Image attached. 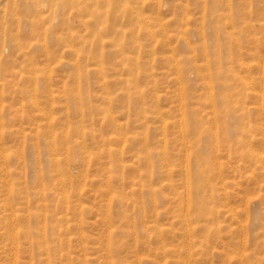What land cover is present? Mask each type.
I'll use <instances>...</instances> for the list:
<instances>
[{"label": "rangeland", "instance_id": "374dc122", "mask_svg": "<svg viewBox=\"0 0 264 264\" xmlns=\"http://www.w3.org/2000/svg\"><path fill=\"white\" fill-rule=\"evenodd\" d=\"M106 1L74 0L76 5H72L66 4L67 0H0V264H46L48 260L51 264H105L109 251L111 264H264V205L256 195L245 197L241 185L244 174L241 177L237 170L234 146L219 153L217 161L223 165L214 170L211 183L215 186L208 197L210 203L206 201L207 209L214 205L216 211L212 207L214 216L208 218H196L192 213L184 218L186 210L180 211L173 202L183 188L164 186L167 179L160 172L164 169L158 156L150 157L152 168L137 163L135 157L144 154L145 136L147 145L163 148V143L155 144L161 138L158 113L169 122V139L176 131L173 123L179 118L180 102L176 75L171 70L175 63L172 56L187 59L196 54L198 63L203 64L201 56L205 55L208 71H212L210 1ZM92 10L102 15L111 12L109 33L101 42H96L100 35L92 26ZM223 16L221 24L230 19L227 13ZM145 28L154 35L145 33ZM118 29L124 33H117ZM184 29L192 51L184 43ZM89 42L97 43V60L93 59L96 54L91 56L94 49L88 52ZM119 49L137 60L139 66L133 76L126 71L122 55L116 53ZM99 58L104 60L102 65L97 62ZM96 63L106 69L104 76L94 73ZM77 68L89 72L88 79L80 84L72 78ZM223 70L227 71L225 61ZM185 75L189 92H203L193 69L186 70ZM67 89L74 95L84 91L83 102L82 96L78 102L72 100ZM215 92L222 95L226 89L218 87ZM124 95L131 101H123ZM139 95L145 103L142 114V106L134 103ZM246 106L250 116L246 134L264 137V121L257 120L254 104L247 102ZM107 107L122 132L115 133L113 123L105 121L109 114L104 116L101 109ZM203 113L212 119L210 109H203ZM229 125L232 135L239 125L231 121ZM209 126L214 127L212 123ZM114 134L126 142L106 140ZM109 148L120 156L118 162L114 161L118 156L111 159L106 155ZM177 152L171 153L170 160L176 166L170 179L178 184L184 179V156ZM113 166L117 172L107 173L106 169ZM108 175L116 180L115 193L126 195L123 206L128 210L127 218L117 217L111 225L104 217L106 204L117 212L122 208L109 199L105 188ZM118 175L124 180L116 178ZM146 186L160 192L153 197ZM103 190L108 196L102 195ZM66 200L69 208L64 206ZM81 207L83 211L78 213ZM33 212L44 213L46 218L37 221L27 215ZM80 219L81 227L77 228ZM41 226L47 228L45 234L39 230ZM27 229L31 238L24 233ZM37 232L43 234L47 246L40 244L42 238ZM108 237L111 242L105 246ZM43 247L52 249L46 254ZM119 256L121 260H117Z\"/></svg>", "mask_w": 264, "mask_h": 264}, {"label": "bare ground", "instance_id": "6f19581e", "mask_svg": "<svg viewBox=\"0 0 264 264\" xmlns=\"http://www.w3.org/2000/svg\"><path fill=\"white\" fill-rule=\"evenodd\" d=\"M111 1L112 0H107L106 4H110ZM209 1H210L209 5L212 11L211 30L214 34L211 45L212 46L211 51L213 52V56L210 62L212 71L211 72L208 71V65L206 62L207 60L205 55L201 56V62L203 64L198 63L199 58H197L196 54H194L192 57H188L187 59H183V58L176 59L175 56H172V60L175 59V63L173 64L171 70L176 75L175 84L178 86L176 96L178 98V101L180 102L178 105L179 107L177 113L179 118L177 119V121L173 123L174 125H176V131L172 132L173 136L171 135L169 139L167 137L168 136L167 129L169 127L168 124L169 122L167 121L164 122L162 118L163 115L158 112H155V115L158 113L159 118H161L159 120L161 124L159 127H157V130L160 131L161 138L158 139L155 142V144L163 143V148L159 149L158 145L155 146L147 145L146 144V142L148 143L147 136H145L144 141L146 142H144L145 145L142 151V153L144 154L135 155L137 163L141 162L140 164H143L145 168H152L154 165L150 157L154 155L159 157L158 159L160 163L163 165L162 169H164L163 171L160 172L164 174L167 179L166 184L164 186L174 190L178 187L183 188V193H178V196L176 195L175 197H173L174 198L173 202H176V205L180 211H182L183 208L184 210H186L187 214L184 215V218L189 217L191 213L195 214L194 216H196V218L198 217L204 218L205 215H207L208 218V215L211 216L212 207L214 211H216L214 205L213 206L211 205L210 209H209L210 207L209 205L207 209L208 206L207 203L208 202L210 203L208 197H210L213 191V187L215 186V184L211 183V177L214 174V170L221 169L223 165L221 162L217 161V159L220 158L219 157L220 151L222 149L228 148L227 150L229 152L232 150L231 147L233 148V146H234L233 148L234 155L239 160V164L237 165V170L240 174H242L241 177H243L244 174L243 177L244 179L241 185H243L242 189L244 190L243 192H245V197L246 196L248 197V195L251 194H253L251 196L256 195L259 198L260 202L264 205V137L256 138L255 136L252 135L249 136L246 134V131L248 129L246 124L248 123L247 121H249L247 119H249L250 117L248 112L249 110L246 106L247 102H250L252 105L254 104L252 108L254 109L255 112H257L258 115L257 120L264 121V0H209ZM71 2L72 5H76L74 0H67L66 4H69ZM219 12H222V15H217ZM226 13L227 16L230 17V19L227 23L221 24L222 19L224 17L223 14ZM110 14L111 12L106 15H102L101 13L96 12V10H92L89 12V15L91 17L94 16V25L92 26L97 27V34L100 35L99 40H96V42H101L102 40L101 37L109 33L108 31L109 26L107 22H108V15ZM140 21L142 23H148L147 22L148 20L146 21V19L145 21L144 20H140ZM35 26H38V24H36ZM144 31L148 35H154V31L152 30L145 28ZM117 33L119 34L124 33V31H122V29L121 30L118 29ZM182 33H183L182 36L184 37L183 39L185 45L189 48L190 51H192V46H190V43L185 38V36L187 35V29L182 30ZM72 37L80 38L75 35H72ZM82 41L86 42L85 40ZM96 42H89L87 44L89 46V51H88L89 53L96 47L97 44ZM118 43H115L117 47L123 46L122 43L120 44ZM12 47H15V44L12 45ZM201 47H202L201 51L202 53H204L205 47L204 46ZM97 48L94 49L95 51L91 54V56L96 54ZM222 49H224L223 56L220 55ZM119 50L120 52L118 53L117 51L116 53L122 55L121 60L127 63L126 64L127 67L125 68L126 71L133 76L137 67L139 66L137 60L126 57L124 49L122 50L119 49ZM104 54L105 53L102 51L101 52L102 59L105 56ZM93 59L97 60L98 55L96 54L95 58ZM223 61L227 63V71L223 70ZM97 62L101 63L102 65L104 63V60H100L99 58V61ZM101 65L96 63L97 69H95V71L93 70L94 73L96 72L99 75V77L104 76V73L106 71V69H104V67H102ZM77 69L78 70L76 71L75 74H73L72 78L74 81L80 84L85 79H88L87 77L89 72L87 70H83L79 68ZM189 69H193L196 72V77L201 82L202 85L201 90L203 92H200L199 94L189 92V88H188L189 78L187 77V75H185V71ZM235 72H238L239 74L237 75L235 74L236 76H234L233 74ZM125 83L131 84L133 83V81H125ZM223 86L226 89L225 94L221 95L220 93L215 92L216 88L218 87L220 88ZM124 89H126V86ZM126 91L127 90H124V92ZM65 92L75 102L76 101L78 102L79 99H81L80 96H82L81 102H83L84 91L83 92L79 91L77 95H74L73 91L69 89L65 90ZM108 96L109 95H107V97ZM123 97H124L123 101H131L132 99L129 95L128 96L124 95ZM105 99L108 102H110L108 98ZM135 99L136 100L134 103H138L137 106H142L141 109L142 111H140V113L143 112V108L145 104L144 97L142 98V96L139 95ZM193 102H195V104ZM198 103H199L198 106H194L197 105ZM134 107L136 106L134 105ZM205 108L210 109L212 113V119L205 118V114L203 113V109ZM101 110L103 111L104 116L109 114V116H106L105 121L107 123L109 122V124L113 123L112 121L113 119L110 116L111 109L108 108ZM145 111L146 110H144V112ZM156 111H158V109ZM238 112H240V114L236 115V113ZM141 119L142 118L140 116L138 120ZM230 121L235 122L237 123V125H239L232 135L230 133L231 132V127L229 125ZM142 122L146 123V120H143ZM209 123H212L214 127L211 128V126H209ZM113 128L115 133L122 132V128L117 122L116 124L113 123ZM136 137L133 136L132 140H136ZM106 140L116 143L126 142L124 137H118L116 134H114L111 138H108ZM140 140H142V138H140ZM175 150L178 151L176 153L177 155L181 154L182 156H184L183 157L184 163L182 164V170H181L184 179H182L183 180L182 183H178V184L172 182V180L170 179L171 170L173 167L176 166V163L170 160L172 158L171 153ZM115 153L116 150H113L111 148L107 149L106 151V155L110 156L111 159L118 156L117 158L114 159L115 162H118L120 156L115 155ZM54 164H56L55 161ZM57 171L59 172V170ZM106 172L116 173L117 170L113 166V168H109V170L106 169ZM150 175L151 173L147 174L148 177ZM116 178L123 179V177L122 176L119 177V175L118 177L116 176ZM105 183H106L105 188H107L108 190V194L110 197L109 199L111 200V202L113 199L122 208L120 212H117L114 211V209L111 210V207L106 204L105 206L106 208L103 210L105 211V215H106L104 217H106V223L108 225H111L112 221L117 217L127 218L126 212L128 210L124 209L125 207L123 206V203L126 202L125 200L127 197L122 192L118 194L115 193L113 186L115 185L116 180H114L110 175H108ZM59 187H60L59 189L61 190L62 185L59 184ZM146 187H148V192L152 196L154 195L153 197L157 196L158 193L160 192L157 188H152L151 186H146ZM63 191L64 190L62 189V192ZM108 194L106 190L102 191V195L108 196ZM249 197L248 199H251ZM212 199L214 201V198ZM64 206L69 208L67 200L64 202ZM73 210H75V208H73ZM82 211L83 208L81 207L78 213H81ZM27 215L35 216L34 218H36L37 221L40 219L44 220L43 217L46 218V215L44 213L40 214V212L39 213L33 212L32 215L27 213ZM213 216L214 213L212 214L211 217ZM12 217L14 218V216ZM16 219H18V217H16ZM117 220H119V218ZM187 221H186V226L189 225ZM29 222L30 221L27 218L28 227H29ZM81 223H82V219H80L77 228L81 227ZM200 226L204 228L206 227L205 225L202 224ZM16 230L14 232V235L18 233L16 232ZM39 230L40 231L43 230L41 232L45 234L47 228L45 226H41ZM41 232H37V233L42 238L43 234ZM24 233L26 234V237H28L32 232L30 229H27ZM67 233L69 232L67 231L66 234ZM109 234H111V232H109ZM110 239L111 237L106 238L105 246H107L108 243L110 245L111 242ZM47 242L48 241H46V239L44 241V239L42 238V242L40 244L47 246L48 244ZM59 242L61 243V241ZM43 248H44V253L46 254H48L52 249L51 247H43ZM107 250L109 251L108 247H106L105 251ZM110 254H111L110 251L108 254L105 253V258H104L105 264H111ZM118 259L121 260L120 256L119 258H117V260ZM46 264H51V263H49L48 260Z\"/></svg>", "mask_w": 264, "mask_h": 264}]
</instances>
